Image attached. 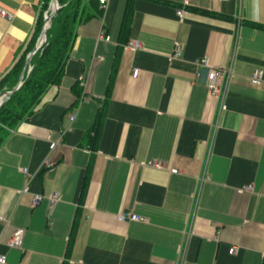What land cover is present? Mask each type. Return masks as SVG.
<instances>
[{
  "label": "crops",
  "instance_id": "obj_1",
  "mask_svg": "<svg viewBox=\"0 0 264 264\" xmlns=\"http://www.w3.org/2000/svg\"><path fill=\"white\" fill-rule=\"evenodd\" d=\"M45 3L0 0L13 14H0V83ZM83 4L61 80L0 145V253L9 264H264V75L251 82L264 72V0ZM203 58L231 70L223 103ZM126 211L146 221H119ZM19 228L23 246L10 247Z\"/></svg>",
  "mask_w": 264,
  "mask_h": 264
},
{
  "label": "trees",
  "instance_id": "obj_2",
  "mask_svg": "<svg viewBox=\"0 0 264 264\" xmlns=\"http://www.w3.org/2000/svg\"><path fill=\"white\" fill-rule=\"evenodd\" d=\"M51 1L46 0L43 10L52 12ZM93 5L98 1L90 0ZM59 9L46 31V41L39 49L36 43L44 26V16L33 40L13 69L0 83V98L9 94L17 85L29 53L36 50L24 75L22 86L0 107V145L4 137L24 117L34 112L50 85L58 83L64 73L70 49L76 37L75 27L78 15L84 9L83 0H58ZM43 13V12H42ZM37 38V39H36ZM114 75L109 87L112 88Z\"/></svg>",
  "mask_w": 264,
  "mask_h": 264
},
{
  "label": "built area",
  "instance_id": "obj_3",
  "mask_svg": "<svg viewBox=\"0 0 264 264\" xmlns=\"http://www.w3.org/2000/svg\"><path fill=\"white\" fill-rule=\"evenodd\" d=\"M96 1H98V3L100 4V6L103 9L107 7L108 2H109V0H96ZM187 13H188V10L184 9V8H180L177 11V15L181 19L184 18ZM0 14L3 17L7 18L8 20L13 19V14L7 12L3 8H0ZM45 18H48V12L45 13ZM127 47L131 48V49H138L140 47V43L131 41V42H129ZM181 52H182L181 46L177 45L175 55L180 56ZM198 65H200L201 67L207 68V80H206L205 84L208 87V89L210 90L211 94L215 98L220 100L221 103H223L224 99L226 97L227 91H228L229 80L232 76L231 70H229V69H218V68L212 67L209 63L208 58H203V59L199 60ZM138 72H139V70H135L134 76L135 75L137 76ZM263 75H264L263 70H256L251 77V82L255 85H260L263 81ZM69 118H70V120H74L75 115H69ZM149 165L153 166V167H157V168L162 167L161 163L159 161L151 162ZM25 171L27 172V170H25ZM245 190L246 191H252L253 186L249 185V186L245 187ZM46 198L48 200L49 206L53 210L55 208V206L58 204V202L61 200V194L55 193V194H52L51 196H47ZM42 199H43V196L35 195L34 199H33L34 206L40 204ZM117 218L121 222H128V221L145 222L146 221V219L143 216H141L135 212H132V211H126L122 214H119ZM0 222H3L4 224H6L7 218H5L4 216H2L0 214ZM24 238H25V229H23V228L17 229L14 232V235L9 242V246L21 248L23 246V243H24ZM235 251H236L235 247H232L230 249V253H232V254L235 253ZM0 264H9L7 254L0 253Z\"/></svg>",
  "mask_w": 264,
  "mask_h": 264
},
{
  "label": "water",
  "instance_id": "obj_4",
  "mask_svg": "<svg viewBox=\"0 0 264 264\" xmlns=\"http://www.w3.org/2000/svg\"><path fill=\"white\" fill-rule=\"evenodd\" d=\"M51 7H52V12L49 15V20H48L49 24H48V26H44V28L42 29L41 36L38 39V44L36 46V49H39L42 46V44L46 41L47 28H50L51 21H52L54 15L56 14L57 10L59 9L58 0H52ZM35 52H36V50L31 52L28 55L27 60L25 62V66H24V68L22 70V73L20 75V79H19L17 85L15 86V88L8 95L6 94V96L0 98V107L5 103V101L7 99H9L22 86L24 75H25V73H26V71L28 69L29 63H30L33 55L35 54Z\"/></svg>",
  "mask_w": 264,
  "mask_h": 264
}]
</instances>
